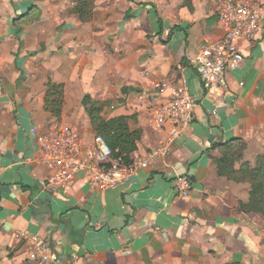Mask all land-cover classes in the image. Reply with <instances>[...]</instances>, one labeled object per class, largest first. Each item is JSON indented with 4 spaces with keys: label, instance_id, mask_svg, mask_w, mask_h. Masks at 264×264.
Wrapping results in <instances>:
<instances>
[{
    "label": "crops",
    "instance_id": "obj_1",
    "mask_svg": "<svg viewBox=\"0 0 264 264\" xmlns=\"http://www.w3.org/2000/svg\"><path fill=\"white\" fill-rule=\"evenodd\" d=\"M76 0H0V264L29 260L13 234H38L65 264H264V217L245 212L251 184L244 167L264 162V9L257 34L238 40L243 55L226 87L207 91L189 63L206 38L222 30L216 0H92L91 16L71 12ZM160 78H184L196 99L191 122L163 159L139 169L132 185L98 190L80 170L64 189L36 159L31 129L69 126L95 135L82 106L89 95L105 118L129 117L141 132L131 158L162 142L167 129L149 121ZM49 81L63 85L60 119L44 110ZM242 145L222 173L226 145ZM84 159V158H83ZM189 175L190 194L172 187Z\"/></svg>",
    "mask_w": 264,
    "mask_h": 264
},
{
    "label": "built area",
    "instance_id": "obj_2",
    "mask_svg": "<svg viewBox=\"0 0 264 264\" xmlns=\"http://www.w3.org/2000/svg\"><path fill=\"white\" fill-rule=\"evenodd\" d=\"M263 9L264 0H216L214 13L222 35L217 39L206 38L189 60L192 66L199 69L205 90L226 87L227 70L243 59L238 40L258 33ZM149 88L156 99L165 97V102H157L149 109V121L157 131L167 129V134L161 143L150 147L142 156L130 157L129 162L119 156L113 157L111 149L99 135L86 141L76 130L59 123H53L42 133L31 129L36 138V159L52 170L47 185L64 189L78 171L85 170L89 181L98 190L114 189L124 183L131 186L132 178L139 169L148 167L155 159L165 158L174 139L191 122L197 101L189 93L184 78L176 81L160 78L152 81ZM172 187L177 194L187 197L192 188L189 175L174 177ZM13 237L24 245L29 260L61 264L60 257L38 234L19 230ZM262 242L264 245V235ZM65 264L82 263L76 254H72Z\"/></svg>",
    "mask_w": 264,
    "mask_h": 264
},
{
    "label": "trees",
    "instance_id": "obj_3",
    "mask_svg": "<svg viewBox=\"0 0 264 264\" xmlns=\"http://www.w3.org/2000/svg\"><path fill=\"white\" fill-rule=\"evenodd\" d=\"M92 0H76L71 12L77 14L81 20H88L91 16ZM82 106L89 118L90 126L95 135L101 136L112 151L113 157H122L126 162L130 161V154L137 148L141 132L138 129H130L129 117L120 115L105 118L102 115V103L92 99L89 95L82 98ZM63 104V85L49 81L46 85L44 96V110L56 120L60 119ZM242 148L241 143L226 145L225 160L219 165L222 173H233L231 163L234 155H238ZM238 180H247L251 184L247 202L241 203V209L245 212H258L264 217V162L257 167H244Z\"/></svg>",
    "mask_w": 264,
    "mask_h": 264
}]
</instances>
